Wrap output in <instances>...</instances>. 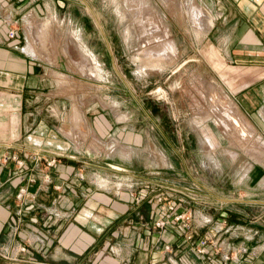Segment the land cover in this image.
<instances>
[{
	"label": "rangeland",
	"instance_id": "rangeland-1",
	"mask_svg": "<svg viewBox=\"0 0 264 264\" xmlns=\"http://www.w3.org/2000/svg\"><path fill=\"white\" fill-rule=\"evenodd\" d=\"M58 1L55 12L52 6L49 12L28 19L25 35L41 61V76L34 81V92L23 96L28 99L22 104L25 124L3 129H16L28 137V146L39 149L44 164L50 159L64 163L63 156L78 161L77 166L83 160L117 183L128 178L117 173V166L127 164L130 140L137 167L133 182L151 179L173 189L184 187L191 211L213 209L211 194L239 200L231 207L244 214V226L250 217L264 214V186L259 187L264 178V144L258 140L264 141V134L236 108L238 94L229 93L243 84L241 68L226 61L218 24L211 33L195 32L194 10L214 21L211 1L117 0L126 17L122 21L112 0H60L63 5ZM168 4L177 9L175 13ZM139 19L147 21L146 28L138 26ZM151 39L167 42L165 52L170 58L162 69L143 71L135 56L141 43ZM83 45L96 59L102 77L89 75L94 68L86 64ZM213 93L216 106L224 101L239 113L241 124L232 116V128L235 119L239 133L247 136L249 131L243 128L248 126L254 130L252 137L230 133L213 115L204 121L203 129L194 126L195 119L212 113ZM9 97L5 103L15 107L18 100ZM15 112L2 115L9 120L21 117ZM98 118L104 119L103 129L93 125ZM117 175L124 176L117 179ZM173 189H166L171 197L154 191L156 200L167 197L160 200L168 201L167 212L176 210V201L170 200L179 192Z\"/></svg>",
	"mask_w": 264,
	"mask_h": 264
},
{
	"label": "crops",
	"instance_id": "crops-1",
	"mask_svg": "<svg viewBox=\"0 0 264 264\" xmlns=\"http://www.w3.org/2000/svg\"><path fill=\"white\" fill-rule=\"evenodd\" d=\"M210 1L215 17L213 21L209 16L213 24L205 33H211L218 24L216 30L222 32L219 41L226 61L240 67V77L244 79L239 88L229 93L238 94L236 108L264 134V0ZM56 2L0 0V110L3 112L12 110L18 114L19 111L21 116L22 104L28 102L23 96L35 90L34 81L38 82L41 76V61L32 52L31 39H27L25 30L31 17L49 12L52 6L55 12ZM58 3L64 4L60 0ZM10 32L15 36H10ZM9 96L18 100L15 107L5 103ZM213 98L216 101L214 93L212 113L195 119L194 126L202 127L213 115L215 122L223 123L232 134L254 135L248 126L242 127L249 131L247 136L234 130L232 116L241 124L236 108L223 100L216 106ZM2 114L0 264H32L33 261L41 264H207V257L196 254L193 247L206 232H214L215 240L229 249V264H264V214L249 216L244 226V214L231 207L239 200L211 194L213 209L191 211L182 192L184 187L173 189L151 179L133 182L137 167L136 156L130 152L133 147L130 140L127 164L117 166V173L128 177L123 183L102 177L100 167H91L83 160L77 166L78 161L63 156L64 163L48 166L40 162L39 149L28 146V137L16 129L11 132L3 129L11 124L24 125V114L14 120ZM95 120L94 126L105 127L103 118ZM74 121H79L78 115ZM100 131L96 132L99 136ZM258 140L264 144L260 137ZM263 186L264 178L259 181V187ZM166 189L179 192L170 200L176 201L173 212L165 208L167 197L160 196V200L165 199L162 203L155 199L158 194L171 197ZM156 190L160 193L155 194ZM179 213L190 223V229L183 234L178 229L180 222L174 219ZM189 234L193 236L191 240L187 239Z\"/></svg>",
	"mask_w": 264,
	"mask_h": 264
},
{
	"label": "bare ground",
	"instance_id": "bare-ground-1",
	"mask_svg": "<svg viewBox=\"0 0 264 264\" xmlns=\"http://www.w3.org/2000/svg\"><path fill=\"white\" fill-rule=\"evenodd\" d=\"M114 3H115V1H117V0H112ZM163 2H164V4H167V1L168 0H162ZM171 2H172V0H171ZM175 3V2H174ZM116 4V3H115ZM170 5L168 4V6H166V7H169ZM180 6V5H179ZM116 12L118 13V14H120L119 16H120V20L122 21L123 19L125 20L126 19V17H125V13L123 12V11H121L120 9H119V7H118V3L116 4ZM174 8V6L173 5H171L170 7H169V10H172V12L173 13H175V10H177L176 8H175V10L173 9ZM192 9V8H191ZM195 8H193V10H194ZM179 11V10H178ZM177 11V12H178ZM201 12V11H200ZM200 12H198L197 10H194V17H195V21L198 23V26H197V30L195 31V32H201L202 34L203 33H205V30H206V28L208 27V26H210V25H212L213 23H212V20L210 19V17H205L202 13H200ZM150 13V12H149ZM148 13V14H149ZM152 14V13H151ZM148 16V15H147ZM152 16V15H151ZM125 17V18H124ZM149 18V17H148ZM147 18V19H148ZM161 18V17H160ZM160 20V19H159ZM162 20V19H161ZM137 22V21H136ZM164 22V21H163ZM146 23H147V21H145V20H143V19H139V25L138 26H141V27H144V28H146ZM212 23V24H211ZM48 24V23H47ZM155 24V23H154ZM148 28H150L149 26H148ZM155 28H157V27H155ZM152 29H154V28H151V30ZM40 30L43 32V30L41 29V28H39L38 29V31L40 32ZM150 30V29H149ZM203 30H204V32H203ZM128 31V32H127ZM126 31V34H127V36H130L131 35V30L130 29H128ZM44 32H46V31H44ZM39 34H42V33H39ZM126 34H125V36H126ZM143 34V33H142ZM162 35V34H161ZM160 36V35H159ZM37 38H39L40 39V41H43L44 39L42 38V37H40V35L39 36H37ZM45 38V37H44ZM79 38V37H78ZM77 38V39H78ZM127 38V37H126ZM80 39V38H79ZM78 39V40H79ZM144 39V38H143ZM148 40V39H147ZM160 40V39H159ZM80 41V40H79ZM142 41V40H141ZM161 41V40H160ZM141 43V42H140ZM153 43H155V44H153ZM167 43V42H166ZM165 43V41L163 42L162 41V43L161 42H159L158 40H152L151 39V41H143L142 43H141V45H140V52L135 56V59L138 61H140V62H142V69L141 70H143V71H145V70H148V69H150V70H158V69H162L164 66H163V64L164 63H166L168 60H169V58L170 57H168L170 54H168V53H166L165 52V50H166V48L168 47V43L166 44ZM171 49H172V47H170ZM82 49H83V53H84V55L86 56V59H87V63L86 64H88V67L90 66V67H93L94 68V71H92V70H90L91 72L89 73V75L90 76H96V77H102L101 76V74H100V69H99V65L97 66V63H96V59L95 58H93V56L91 57V56H89L88 54L89 53H86V49H85V47H84V45H83V47H82ZM157 49H159V50H157ZM161 50V51H160ZM168 50H170V49H168ZM167 51V50H166ZM164 52V53H163ZM236 114V113H235ZM75 119H77V114H75ZM122 119V118H121ZM124 119V118H123ZM234 119V118H233ZM235 120V119H234ZM234 120H233V124H234V127H233V129L234 130H238L237 129V124H238V122L235 120V122H234ZM194 123H196V122H194ZM247 135V134H246Z\"/></svg>",
	"mask_w": 264,
	"mask_h": 264
},
{
	"label": "built area",
	"instance_id": "built-area-1",
	"mask_svg": "<svg viewBox=\"0 0 264 264\" xmlns=\"http://www.w3.org/2000/svg\"><path fill=\"white\" fill-rule=\"evenodd\" d=\"M10 36H13V32L9 33ZM55 163V159H50L47 161V165L51 166ZM21 191H23L21 189ZM170 209H173L174 203H170L168 205ZM175 221H178V229L181 234L183 232H187L190 229V223L188 221L183 220V214H176L174 216ZM207 222L206 220L204 221ZM192 234H189L187 236L188 240L192 239ZM168 247V246H166ZM194 251L196 254L199 255H205L207 257V264H229V261L231 260V254L229 252V249L227 250L221 246V242H217L215 240V234L214 232H206L204 233L198 240L197 243H193ZM225 252H224V251ZM221 253V256L219 258H216L218 254ZM32 264H41L38 261H33Z\"/></svg>",
	"mask_w": 264,
	"mask_h": 264
}]
</instances>
